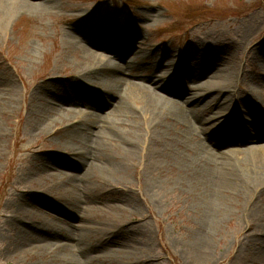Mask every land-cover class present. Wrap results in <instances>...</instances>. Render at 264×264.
<instances>
[{"label":"rangeland","instance_id":"1","mask_svg":"<svg viewBox=\"0 0 264 264\" xmlns=\"http://www.w3.org/2000/svg\"><path fill=\"white\" fill-rule=\"evenodd\" d=\"M30 3L39 5L38 0ZM52 3L49 12L18 10L0 28V264H82L79 255L89 259L84 264H264L263 196L252 198L253 214L244 202L231 201L227 214L206 231L200 228L205 224L201 197L176 179L169 154L154 142L150 150L161 149L160 163L148 164L143 152L112 174L73 165L69 157L78 159L82 151L70 137L73 121L66 119V109L76 97L81 104L72 109L92 111L88 90L79 86L78 74L87 61L81 50L63 41L65 30L75 32V23L91 25L101 36H125L123 56L113 58L116 46L98 53L128 64L120 73L138 80L149 73L145 64L134 66L133 61H159L155 51L171 50L180 59L190 45L209 48L206 56L220 59L215 68L236 65L235 94L255 91L261 109L257 120L237 115L245 126H255L264 116V62L258 59L264 57V0ZM193 66L187 63L179 73L194 72ZM176 70L165 64L157 72L180 82ZM195 87L185 83V95ZM159 93L174 103L181 100ZM42 107L49 114L40 112ZM167 128L168 136L180 138L178 125L165 122ZM232 148L243 149L224 146L222 151ZM52 228L76 244L70 255L41 249L46 229Z\"/></svg>","mask_w":264,"mask_h":264},{"label":"bare ground","instance_id":"2","mask_svg":"<svg viewBox=\"0 0 264 264\" xmlns=\"http://www.w3.org/2000/svg\"><path fill=\"white\" fill-rule=\"evenodd\" d=\"M30 1L0 0V28L11 14L23 8L49 12L54 7L52 0H38L39 5ZM75 27V32L65 30L63 41L66 46L81 50L87 61L86 70L78 74L81 78L79 86L88 90L92 112H76L72 108L81 104L80 99H70L65 116L69 122L73 121L70 137L82 151L78 159L69 157L73 165L81 170L99 169L112 174L113 169L118 171V165L136 160L143 152L148 164L160 163L161 149L154 146L150 150L154 142L158 147L162 146L163 154H169L178 171L176 179L186 182L201 197L205 208V224L201 225V230L207 231L214 226L220 216L227 214L228 205L234 202H244L249 213L253 214L252 198L264 197V116L263 122H256L255 126H245L238 121L240 113L257 120L261 109L253 89L234 93L232 79L237 74L236 65L229 62L222 68H215V59H220L206 56L209 48L190 45L180 59H176L171 50H158L154 53L160 55L159 61H133L134 66L145 64L149 73L138 80L135 76L131 78L120 73L128 69V64H116L107 59L105 53H98L111 51L110 46H116L113 58L123 56L128 50L125 36L118 40L101 36L86 23H75ZM258 59L264 62L261 55ZM187 63L194 65V72L182 70L179 73ZM165 64L177 69L180 82L159 75V66ZM187 82L196 86L190 95L187 92L185 95L183 89ZM158 91L172 93L181 100L174 103L163 98ZM214 93L218 98L212 97ZM34 109L39 111L36 105ZM222 109L229 115L222 117ZM48 110L42 107L40 112L46 115L50 112ZM135 114L141 116L136 118ZM169 121L180 127V138H171L167 134L168 128L164 130L165 122ZM135 127L139 129L134 131ZM141 132L145 133V139ZM203 141L210 143L209 146ZM210 146L214 149H209ZM224 146H242L243 149L222 151ZM101 153L106 154L101 157ZM73 180L71 182H77L78 178ZM72 184L74 187L76 183ZM46 230V236L40 239L41 249L55 248L70 255L76 244L55 228ZM78 262L90 261L79 255Z\"/></svg>","mask_w":264,"mask_h":264}]
</instances>
